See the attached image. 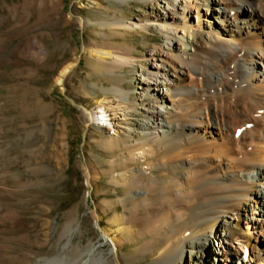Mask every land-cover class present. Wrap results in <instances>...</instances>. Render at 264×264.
<instances>
[{
  "label": "rangeland",
  "instance_id": "obj_1",
  "mask_svg": "<svg viewBox=\"0 0 264 264\" xmlns=\"http://www.w3.org/2000/svg\"><path fill=\"white\" fill-rule=\"evenodd\" d=\"M122 1L0 0V264H81L94 248L100 264H159L162 241L145 231V222L159 211L149 204L164 199L159 189L146 198L135 191L142 178L158 179L162 173L144 158L132 164L126 159L134 145L153 140L140 138L148 99L140 95L139 89L148 87L140 67L150 64L153 50L173 43L158 25L150 31H118L105 40L97 26L83 29L79 23L80 18L96 22L103 13L154 20L164 11L161 4L146 0H127V6ZM105 43L133 49L142 65L117 72L98 67L84 49ZM68 63L76 66L60 86L56 79ZM119 85L131 93L135 130L133 136H112L114 144L104 122L93 123L87 109L95 110L96 102L106 97L105 89L111 92ZM171 122L175 128L176 120ZM170 167L165 178L170 170L189 169L185 158ZM89 168L97 174L94 187L87 183ZM129 170L136 176L128 182L124 174ZM106 227L124 240L121 259L111 253L110 243H103ZM261 243L262 256L252 264L264 263V238ZM213 244L206 260L219 264L211 254ZM247 251V259L240 253L234 263L249 264L253 253ZM198 260L197 251L187 250L181 263L201 264Z\"/></svg>",
  "mask_w": 264,
  "mask_h": 264
},
{
  "label": "bare ground",
  "instance_id": "obj_2",
  "mask_svg": "<svg viewBox=\"0 0 264 264\" xmlns=\"http://www.w3.org/2000/svg\"><path fill=\"white\" fill-rule=\"evenodd\" d=\"M146 1L162 5L164 11L159 10L154 20L131 21L110 13L101 14L96 22L79 20L83 29L97 26L105 40L118 31H150L158 25L173 43L153 50L150 64L140 67L142 82L148 86L139 89L140 95L148 99L139 133L140 138L153 140L134 145L126 159L132 164L144 158L162 173L158 179L140 176L142 187L135 191L146 198L159 189L164 199L159 205L149 204L159 206V211L145 222V231L162 241L159 264H182L187 250L197 251L198 261L208 264L206 256L214 242L211 254L219 264H235L241 254L247 259L248 248L252 264L262 256L264 238V0ZM84 52L98 67L114 72L141 64L133 49L111 43L98 48L90 44ZM34 53L40 55L41 50L35 48ZM75 66L64 67L58 85L66 83ZM194 75L198 81L186 84ZM108 91L95 110H87L93 123L104 122L114 143L117 133L133 136L134 108L130 91L120 85ZM183 158L189 169L170 170L165 178L171 164ZM135 174L127 171L125 180ZM86 175L94 187L97 174L89 168ZM95 216L100 223L102 217L97 212ZM102 233L103 243H110L111 253L121 259L124 240L109 227ZM237 240L242 243L234 245ZM96 252L92 249L81 264L102 263Z\"/></svg>",
  "mask_w": 264,
  "mask_h": 264
}]
</instances>
